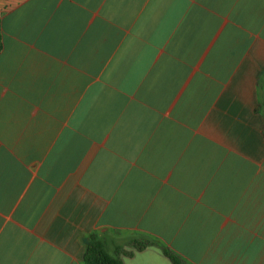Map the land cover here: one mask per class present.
Returning a JSON list of instances; mask_svg holds the SVG:
<instances>
[{
	"label": "crops",
	"instance_id": "obj_1",
	"mask_svg": "<svg viewBox=\"0 0 264 264\" xmlns=\"http://www.w3.org/2000/svg\"><path fill=\"white\" fill-rule=\"evenodd\" d=\"M0 29V264L91 233L264 264V0H0Z\"/></svg>",
	"mask_w": 264,
	"mask_h": 264
},
{
	"label": "trees",
	"instance_id": "obj_2",
	"mask_svg": "<svg viewBox=\"0 0 264 264\" xmlns=\"http://www.w3.org/2000/svg\"><path fill=\"white\" fill-rule=\"evenodd\" d=\"M1 30V29H0ZM2 48V34L0 31V49ZM84 264H125L122 256H133L137 251L146 248H156L170 259L173 264H189L168 244L158 238L137 240L131 250L119 247L115 254H110L106 243L98 233H91L85 239Z\"/></svg>",
	"mask_w": 264,
	"mask_h": 264
},
{
	"label": "rangeland",
	"instance_id": "obj_3",
	"mask_svg": "<svg viewBox=\"0 0 264 264\" xmlns=\"http://www.w3.org/2000/svg\"><path fill=\"white\" fill-rule=\"evenodd\" d=\"M159 253V258L154 256L147 257L146 264H173L168 257H166L161 251ZM179 254V253H178ZM180 255V254H179ZM182 256V255H181ZM130 257V256H129ZM182 258L186 260L183 256ZM187 261V260H186ZM188 262V261H187ZM189 263V262H188Z\"/></svg>",
	"mask_w": 264,
	"mask_h": 264
}]
</instances>
